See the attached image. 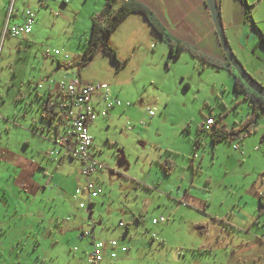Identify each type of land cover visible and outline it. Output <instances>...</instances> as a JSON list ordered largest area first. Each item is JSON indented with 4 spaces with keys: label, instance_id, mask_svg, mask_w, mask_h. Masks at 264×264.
<instances>
[{
    "label": "rangeland",
    "instance_id": "rangeland-1",
    "mask_svg": "<svg viewBox=\"0 0 264 264\" xmlns=\"http://www.w3.org/2000/svg\"><path fill=\"white\" fill-rule=\"evenodd\" d=\"M80 2L9 0L8 11L13 14L10 24L18 21L27 8L34 11L37 19L27 37L29 42L23 41L20 59L15 51L8 57L5 46L1 53L3 39H0L3 107L14 110L16 115L12 117L17 121V127L8 128L3 134L11 138L9 146H14L22 158L17 167L0 162V264H90L88 240L78 239L80 230L88 228L87 225L95 226L96 239H113L126 248L124 255L114 260L107 257L97 264H264V241L246 235L261 236L263 218L260 225L254 224L243 233L233 232L229 225L221 223L214 228L212 222L207 227L210 236L207 237V231H199L209 221L203 208L217 215L218 220L235 204L256 216L259 205L252 193V181L256 178L254 171L264 170V156L258 151L247 155L240 144L242 140L234 143L238 148L222 140L215 146L211 132L200 136L198 127L206 118L221 117L217 126L229 129L248 115L250 107L243 94L233 91L235 75L203 65L187 52L176 59L169 58V51L163 56L158 44L142 51L120 70L112 65L109 70L103 53V58L95 59L101 52L92 63L77 65L82 67L83 77L108 83L112 96L131 105L122 113L124 117L117 127L106 125L90 130L105 164L115 171L113 174L106 171L101 178L103 182L98 183L99 195L91 202L92 220L86 209L78 207L85 198L82 195L73 198L77 164L66 158L68 161L58 166L59 156L47 153L52 148L48 138L54 133L41 117L40 107L47 85L58 82L63 75L66 82L70 81L74 68L71 62L81 58L84 38L90 35V22L84 12L92 0L81 10ZM7 39L5 45L10 42L13 47L15 41L22 40ZM63 48L70 58H64ZM55 49L60 55H54ZM47 51L49 54L45 56ZM51 57L70 64L61 66L58 76L51 74ZM10 76L20 86L16 98L4 85L11 80ZM38 84L46 85L37 89ZM147 109L154 116L148 118ZM115 112L110 111L109 117ZM139 122L142 128L137 135L135 131H126L128 126ZM255 144L254 138L248 140L249 146ZM166 150L173 152L169 154L173 161L169 176L158 163L159 155ZM31 166L30 171L38 167L43 181L46 179L43 169L52 174L54 167L65 178L60 177L62 184L53 180L47 190L35 196L30 191ZM120 174L133 176L134 181L142 183L134 188ZM176 185H180L179 191ZM60 188L66 199L60 195ZM69 217L68 226L62 228L65 223L62 221ZM159 217L167 221L152 225L151 220ZM119 223L123 226L119 227ZM151 234L155 235L153 239Z\"/></svg>",
    "mask_w": 264,
    "mask_h": 264
},
{
    "label": "crops",
    "instance_id": "crops-1",
    "mask_svg": "<svg viewBox=\"0 0 264 264\" xmlns=\"http://www.w3.org/2000/svg\"><path fill=\"white\" fill-rule=\"evenodd\" d=\"M118 1H126V0H118ZM134 1H137L141 4H143L144 6H146L155 15V17L159 20V22L165 28L166 32H168L173 38L178 39L180 41H183L187 44H190L193 47L200 50L201 52H203V53H205V54H207V55H209L215 59H218V60L223 61V62L227 61L225 54H224V52L221 48V45L219 43L217 34L215 32V28L213 26L209 10L205 4V0H134ZM246 1H247V4L251 6V9H250V17L251 18H250V20L245 19V7L240 4L239 0H219V11H220V16H221V21H222L225 36L227 38L228 44H229L232 52L234 53L236 58L239 60L241 65L244 67L246 72H248V74L253 79H255L261 85L264 86V44L260 41L261 36L264 37V0H246ZM71 2H74V0H71ZM84 4L87 5L88 0H81V2L78 4V7L80 8V10L82 9V6ZM103 4H104V0H92V4L88 5L87 9L84 12L85 18H87L88 21L90 22L91 16L95 12L99 11L103 7ZM8 5H9V0H0V39L1 38L3 39L2 46H1V53H2L4 46H5L6 54L8 55V57H11V54L15 51L17 58L20 59L19 55H21V47L24 46L23 41L28 39L27 38L28 36L25 38H14V39H22L19 41H15L14 47L12 46V43H10V42L5 45V41L8 40L7 38H13V37H10L8 34H5V35L3 34L4 26L6 24L7 19H8V22L10 23L11 22V16L13 15L12 12L10 13L8 11ZM17 16L18 15L15 14L14 19H17ZM20 19L18 21H15L14 24L21 22ZM36 19L37 18L35 16V20ZM35 23H36V21L34 22V24ZM84 39L87 40L88 38L85 37ZM28 42H29V39H28ZM111 44L116 49L118 59L121 62H125V65H126V63L128 64L132 58H135V56H137L139 54L141 55L142 51H144L146 49L148 51L149 48H151L155 45H158V44H160V49L163 53V56L167 55V50L169 51L168 46L159 39V37L152 30V28L150 27L148 22L145 20V18H143L142 16H139V15H136V14L129 15L126 18V20L119 26V28L112 34ZM64 47H66L67 51H69L68 53H70V49L68 48V46L64 45ZM55 50H57L59 52L58 49H55ZM23 52H25V50ZM183 54H184V52H182L179 57L183 56ZM58 55H60V52L58 53ZM168 55H169V52H168ZM45 56H47V55H45ZM67 56H68V54L66 53V50L64 49V58H67ZM77 56H78V54H77ZM98 56H101L100 58H103L102 53L100 55H97L95 57V59L98 58ZM68 58H70V56H68ZM106 58L107 59H105L104 63L106 62L105 64H107L108 69L110 70L111 67H109V66H111L112 64H110L107 56H106ZM79 59H80V57H76L73 59L74 62L73 61L71 62L73 64L72 66H74V68H73L74 73L72 72L70 74L71 75L73 74V76H76L82 83L103 84V83H99V82H94V81H92L88 78H85L81 75L80 68H82V67L77 66ZM51 60L56 62V65H54L55 63H53V61H52V63L49 66L50 67L49 71L51 72V74H54L57 76L60 74L59 71H60L61 66H66V65L69 66V64H70V63L68 64V63H64V62L63 63L59 62V60H55L53 57H51ZM8 63H12V60H11V62L8 61ZM9 66H11V64ZM72 66H70V67H72ZM112 66H114V65H112ZM114 67L117 68L116 66H114ZM120 69L117 68V70H120ZM24 77H26V75H24L22 77V79H24ZM48 78H49L48 76L46 78L42 77V79H43L42 81L45 82ZM10 79L11 80H9V82H5L4 85H6V91H11V93L14 94L13 96H15V98H16L20 94V90H19L20 86L16 85L13 82V76L12 77L10 76ZM63 80H66L64 75L61 79H59L58 82H55L51 86L49 84V86L47 85V88H46V94L49 95L51 103L52 104L57 103L58 106L60 105V103H62L63 101L66 100L64 94L62 93V91L60 90V87L58 86L59 82L60 81L62 82ZM104 84L108 85V83H104ZM40 85L42 86V84H40ZM45 85L43 84V86L40 89H42ZM37 89H39V88H37ZM3 90H5V89H3V87L0 86V111H1V113H0V162L1 163H11L12 165H15L17 167L20 163H22V158L15 152L14 146H12V147L9 146V142H10L11 138L8 135L6 137V135L3 134L5 130H8V128L17 127V121L14 119V117H12V115H16V113L14 112V110L4 109V107H3L4 100H2ZM109 91H110V89H109ZM110 95L112 96L111 92H110ZM112 97H116V96H112ZM130 107H131V105L128 108H130ZM94 108L98 112L101 109V106L98 104H95ZM128 108H126V107L114 108V111L117 110V112H115V115L112 118L109 117L110 115H108V117H106V118L97 117L96 120L91 124L90 130L92 128H93V130H96V128L100 129L106 125L108 127H109V125H111V126L117 125L118 126V122L120 121V119H122L124 117L122 115V113H125V111ZM72 110H73V112H77L76 108H73ZM109 114H110V111H109ZM148 118H150V117H148ZM58 119L59 118H57V116H56L54 123H57L59 121ZM61 120L62 121L58 125L59 132L56 133L55 130H53L54 134L48 138V141L52 145V148L50 150H48L49 152H47V153L53 152V150H54V144H53L54 139L57 136L63 134L64 132H66L68 130V125L64 121L63 117L61 118ZM140 123L141 122H139L135 125L128 126L126 131H129V132L135 131L136 135H137L139 133L138 129L142 128L140 126ZM143 124H145V123H143ZM217 125L218 124L216 123L215 126L218 127ZM212 130H211V132H212ZM6 134H7V132H6ZM262 135H264V117L260 120V122L256 128V131L253 134L246 136L245 138L242 139V141L240 140L241 141L240 144L243 147V149L247 155L250 156L249 153L251 151H254V152L258 151V153L261 156H264V141L261 140ZM256 136H259V139H256ZM251 138H254L255 143H256L255 146H253V147L248 145V140H250ZM218 142L219 141H216L214 145L216 146ZM225 142H227V141H225ZM236 142L237 141H232L231 143H229V142H227V143L230 145L233 144V147L238 148V146L234 145V143H236ZM197 145H199V142H196V146ZM196 148H198V147H196ZM96 150L98 152L97 154H95ZM100 152H101V150H100V148H97V145H96L94 138H93L91 155H92L93 159L96 160L97 162H101V163L105 164V159L102 157V155H100ZM172 153L170 152V150H166V152L159 155V162L158 163H159V166L161 169H162L161 162H163L165 160L171 162L169 154H172ZM45 155L47 156L46 153H45ZM51 156H59L56 159L58 166H61V165H59L60 162L63 163L64 160L68 161V159L73 161V162H71V161H69V162L77 164L76 175L74 177V179L76 181L75 188L78 186H81L84 183V179L80 176L81 165L79 162L67 157L61 151H59L57 153H52ZM66 158H68V159H66ZM193 158L194 159L197 158L195 153L193 154ZM194 159H191V160H194ZM105 166L107 167L106 164H105ZM191 167L193 168V165H191ZM54 168H55L54 169L55 172L52 174H48V171H49L48 169H43V174H44V176H46L45 181H43V180H41L40 172L37 171L38 167L35 168V170L30 171L32 169V166H31V168L29 169V171L31 172L30 191L32 193H34L35 196L39 192L47 190V187L49 185H51L53 180L56 179L60 183L62 182L61 181L62 179L64 180L65 177L63 175L59 176L56 173L57 171H59L58 167L57 168L54 167ZM106 171H109L110 172L109 174H113V172L115 170H112V169L107 167V169H105L104 171H101V172L95 174L93 177H91L92 182L97 187H99L98 186L99 182H103V180L101 178L106 175ZM119 171L125 172L127 170L119 169ZM162 171H164V170L162 169ZM172 171H173V169H172ZM172 171H171V173H172ZM254 172L256 173L255 174L256 178L252 181V186H253L252 193L255 197H257L258 205H259L260 204V197L264 196V170L254 171ZM171 173L170 174L164 173V174L166 176H169V175H171ZM120 176L124 177L125 182H128V184L133 185L134 188L138 187V183H142L139 181H134V179H132L133 176L128 177L127 175H122V174H120ZM60 177H62V179ZM129 178H131V179H129ZM159 182H161V181H159ZM39 185L41 186V188L39 187ZM52 185H53L52 186L53 188H57V186L55 184H52ZM176 188L179 191L180 185H176ZM62 190L63 189H61V188L59 189V193L61 196H63ZM178 191H177V193H178ZM183 191L185 192V190H183ZM64 196H65L64 199H66L67 195L65 194ZM73 198H75L74 194H73ZM93 205L91 206V212L89 213V216H88L91 220H92V213H93V208H94ZM205 210L206 209H204V208L202 209L203 214L205 216H208L206 218H208L209 221L206 222L205 228H203L202 230L199 229V231L200 232L207 231L206 232L208 234L207 237L210 236V234H211V231L207 230V227L209 228V226L211 224L214 225V228H216V226H217L216 224H218V223H221L224 226L229 225L233 232L237 231V232L243 233V231H245V232L249 231V227L253 226L254 224H256V226L260 225L261 219L262 218L264 219V215H261L259 217L258 221L254 223V219L256 218L257 214L255 217L251 216L249 213L245 212V210H243L242 207L237 206V204L232 205L231 208L228 210L229 212L228 213L225 212V214H223L224 216L222 215L221 216L222 218L219 220L217 218L218 217L217 215H215V214L213 215V214H211ZM258 211H259V207H258ZM206 212L208 213V215L206 214ZM62 222H65V223H63L62 228L67 227L69 222H70V217H69L68 221L65 219V221L63 220ZM209 222H212V223L209 225ZM87 227L88 228L83 227L80 230V233L81 232H89V231L92 232L91 236L84 237L85 239L88 240V246L90 248L92 240L93 239L98 240V239L95 238V234H94V230H93V227H95V226L94 225H91V226L87 225ZM119 227H121V226H119ZM62 228L59 229L60 232L62 231ZM125 232H128V227H126ZM223 234H224V232H223ZM246 235L250 236L251 238H255V239H259L260 241H264V232L261 234V236H257L255 233L246 234ZM220 237L221 236H218V238H220ZM257 237H259V238H257ZM79 240H81V239H79ZM109 240H111V239H109ZM102 241H107V240H102ZM200 251L206 252V249H201ZM116 253H117V257H118V255L119 256L124 255V253L120 252L119 250L118 251L116 250ZM105 259H107V258H104L103 260H105ZM108 260H111V259H108ZM112 260H114V259H112Z\"/></svg>",
    "mask_w": 264,
    "mask_h": 264
},
{
    "label": "built area",
    "instance_id": "built-area-1",
    "mask_svg": "<svg viewBox=\"0 0 264 264\" xmlns=\"http://www.w3.org/2000/svg\"><path fill=\"white\" fill-rule=\"evenodd\" d=\"M20 21L19 23L10 24L7 20L3 34H8L13 38L27 37L31 33L35 21L34 11L30 8L25 9ZM53 53L58 55L59 52L55 50ZM48 54L47 51L46 55ZM58 86L66 98L58 107L64 113L62 117L68 125V130L54 139V150L52 153L61 151L67 157L80 163V176L84 179V183L75 188L74 197L82 195L85 200L79 201L78 207L86 209L85 211L90 213V203L98 197L100 192V188L92 182L91 177L107 169L105 164L97 162L91 155L93 138L90 133V126L97 117L106 118L112 109L116 107L128 108L130 103L112 97L107 84L82 83L76 76H72L68 82L66 80L60 81ZM36 87L40 89L42 86L38 84ZM95 104L101 106L98 112L94 108ZM73 108H76L77 112H73ZM147 115L151 118L154 113L147 109ZM217 122H221V119L206 118L201 124V129L211 131ZM261 204L264 211V197L261 199ZM66 220L68 221L69 218ZM165 221L167 219L164 217L153 218L151 224L158 225ZM119 226L122 227L123 225L120 223ZM91 234L92 232L90 231L81 232L78 235V239L89 237ZM154 237L155 235L151 234V238L153 239ZM116 250L122 253L126 252V248L120 247L113 239L107 241L93 239L91 252L87 255V261L90 264H97L107 257L115 259L117 258Z\"/></svg>",
    "mask_w": 264,
    "mask_h": 264
},
{
    "label": "trees",
    "instance_id": "trees-1",
    "mask_svg": "<svg viewBox=\"0 0 264 264\" xmlns=\"http://www.w3.org/2000/svg\"><path fill=\"white\" fill-rule=\"evenodd\" d=\"M239 2L245 7V19L250 20L251 6L247 4L246 0H239ZM216 3L219 8V0H216ZM132 14L145 18L159 39L168 46L169 58L176 59L182 52H187L192 58L198 60L203 65L226 70L235 75L233 91L235 94H243L244 98L249 102L250 111L243 120L239 123H234L229 129L224 126H214L210 133L213 143L221 140L229 143L232 141H239L256 131L260 120L264 117V99L250 90L239 76L234 74L235 71L228 61L223 62L215 59L201 52L192 45L173 38L168 32H166L165 28L155 15L146 6L137 1L104 0L103 7L95 12L90 18V35L85 41L81 58L77 64L85 66L94 59L96 54L101 52L108 57L110 64L116 66L118 69L124 66L125 62H121L118 59L116 49L111 44V36L126 18ZM260 41L264 44L263 36H261ZM184 88H187L186 84L184 85ZM41 98L43 100V104L40 107L41 117L49 123V128H52L57 133L59 132L58 125L62 121L61 118L64 116V113L61 111L62 109H59L57 103H51L50 97L46 93ZM56 116L59 118V121L54 123ZM219 119H221V117H219ZM261 140L264 141V135H262ZM161 167L165 174H170L173 169V164L172 162L165 160L161 162ZM262 197L264 196L260 197L259 211L254 219V223L258 221L261 215H264L261 204ZM90 206H92L91 203Z\"/></svg>",
    "mask_w": 264,
    "mask_h": 264
},
{
    "label": "water",
    "instance_id": "water-1",
    "mask_svg": "<svg viewBox=\"0 0 264 264\" xmlns=\"http://www.w3.org/2000/svg\"><path fill=\"white\" fill-rule=\"evenodd\" d=\"M205 4L209 10L215 32L225 54L226 60L233 67L239 78L249 87V89L264 99V87L246 72L228 44L216 0H205Z\"/></svg>",
    "mask_w": 264,
    "mask_h": 264
},
{
    "label": "flooded vegetation",
    "instance_id": "flooded-vegetation-1",
    "mask_svg": "<svg viewBox=\"0 0 264 264\" xmlns=\"http://www.w3.org/2000/svg\"><path fill=\"white\" fill-rule=\"evenodd\" d=\"M49 124V123H48ZM213 129V128H212ZM198 131L200 132V136H204L209 134L211 131H206L204 129H201V125L198 127Z\"/></svg>",
    "mask_w": 264,
    "mask_h": 264
}]
</instances>
